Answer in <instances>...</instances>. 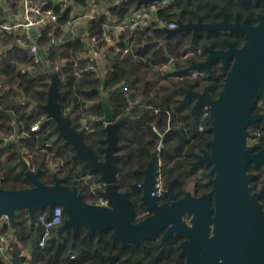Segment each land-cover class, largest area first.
I'll return each mask as SVG.
<instances>
[{
	"label": "trees",
	"instance_id": "16d2710c",
	"mask_svg": "<svg viewBox=\"0 0 264 264\" xmlns=\"http://www.w3.org/2000/svg\"><path fill=\"white\" fill-rule=\"evenodd\" d=\"M4 1L12 11L18 9L20 0ZM97 1L106 5L112 2ZM134 6V0H127L118 6H109V11L112 17L122 19L134 11ZM221 7L227 13L238 14L240 19L247 16L248 8L233 0H176L167 10L171 14L160 12L159 17L166 23L178 20L188 23L196 21L198 15L205 21H211L220 16ZM3 17L4 12L0 7V20ZM68 17L69 12L64 13L61 22ZM104 22V17L92 22L89 28L91 34L99 37ZM59 32L58 28L56 34ZM127 36L125 34L121 38L118 46L128 47L129 51L122 57L113 52L109 53L102 65L104 71L101 76L83 73L77 77L76 68L72 65L58 73L60 82L57 101L62 113L71 114V126L76 131L84 126L88 127L84 142L96 153L98 160L103 159L100 151L103 144L100 141L105 137L101 120V95L108 94L114 121L129 116L118 135L119 148L116 153L124 155V158L116 162V167L117 187L120 191L128 192L130 198L136 195L135 184L142 181V176L136 169L147 166L151 153L160 144V175L163 186L179 173L180 178L175 187L182 189L189 183H197V178L200 177L203 192H208V169L204 166L192 169L191 162L194 161L195 153H199L201 149L209 150L208 142L212 137L211 120L210 117L202 119L200 113L193 117L190 115L195 101L184 100L182 89L191 86L193 90L201 92L210 86L209 93L215 99L223 87L225 75L218 65H214L210 78L206 73L198 78L191 77V71L187 69L190 61H183L181 57L185 51L195 46H191V38L185 33L165 39L163 29L149 26L136 31L133 40L128 36L129 40L126 41ZM16 38L15 35H7L1 40L3 45L7 44L10 48L0 60V136L16 139L8 145L0 139V187L5 190H18L33 186L24 177L19 163V154L26 150L29 168L32 171L40 170L39 178L43 184H53L51 165L58 163L59 167L55 172L63 179L62 183L69 188L77 187L84 201L92 203L97 198L90 190L92 182L77 180L79 176L89 172L82 170L81 161L72 160L73 148L56 138L55 122L47 119L40 124L37 131L30 129L44 115L37 105L46 103L50 76L49 73H43L40 67L29 75H22L18 71L20 65H29L32 59L26 50L16 46ZM46 41L44 37L40 43ZM86 51L85 44L79 40H68L52 48L48 52V58L52 62L59 58L72 59ZM171 58L174 70L161 73V67ZM30 107L33 108L31 111ZM253 111H259L258 107L255 106ZM89 116H93L94 120L88 119ZM83 119H86L85 125L82 124ZM200 126L202 131H199ZM249 128L253 129L252 132H260L257 142L264 146V121H258ZM48 143L51 146H47ZM247 172L256 175L250 181L253 190L264 184V165H249ZM47 211H36V222L33 223L25 210L14 214L15 231L10 249L14 259L10 264H109L113 255H117L124 264H135V261L143 259L139 246L130 245L122 249L119 242L112 240L108 232H103L98 240L95 234L88 237L84 228L77 232L75 243L70 229L58 236L56 228L46 245L39 247V216ZM64 219L63 214V221ZM0 231L10 233L11 229L10 226H5ZM21 247L31 249L30 261L26 262L19 256ZM0 264L7 263L0 260Z\"/></svg>",
	"mask_w": 264,
	"mask_h": 264
},
{
	"label": "water",
	"instance_id": "95a60500",
	"mask_svg": "<svg viewBox=\"0 0 264 264\" xmlns=\"http://www.w3.org/2000/svg\"><path fill=\"white\" fill-rule=\"evenodd\" d=\"M134 1V10H138L141 5L161 0ZM238 1L247 3L251 0ZM258 21L254 27L249 25L248 19L240 23L237 18L231 23L224 14L223 21L219 23L203 24L199 20L195 24H183L178 21L176 28L164 30L165 39L175 38L177 33L183 30H192L193 39L199 32L210 31L239 34L245 38V43L240 48L236 47L235 42L227 41L228 50L216 54L222 61L225 74L224 84L217 98L211 97L210 86L205 87L202 92H195L191 87L183 90L184 100H195L190 113L192 117L203 104L209 106L212 133L209 141L210 152L196 155L193 166L201 163L211 166L209 174L213 175V178L209 184L214 196V215L209 204V194L200 200V208L195 210L191 227H185L180 220V214L185 208L183 201L176 204L179 206L177 216L168 211L172 207H158L153 203L152 199L157 191L158 153L162 149L160 144L151 154L147 167L141 171L142 199L154 214L134 224L133 204L128 200L126 193L117 190L118 170L115 162L122 156L114 153L119 148V132L129 120V116L114 121L108 94L101 95V120L104 123L105 137L100 142L105 147L100 148L104 159L99 161L96 153L84 142L86 128L76 131L71 126V114L63 115L57 101L60 79L55 72H50L46 103L37 105V108L44 112L47 119L55 122L56 138L73 148L72 160L81 161L82 170L98 174L96 183L104 187L99 196L105 199L107 204L95 205L85 202L77 187L69 188L64 185L63 179L55 171H52L53 184H43L39 178L40 170L32 171L20 153L21 172L33 186L18 190H5L0 187V216L8 217L11 235L15 231L16 212L27 211L28 218L33 223L36 222V211L47 209L51 212L55 206H60L65 219L57 228V235L60 236L70 229L73 243L79 229L84 228L88 237L96 233L98 240L104 231L110 230L111 238L119 241L121 248L130 244L143 245L145 239L173 223L183 229L189 238V241L180 245L187 264H264V209L257 201L264 198V188L251 194L252 187L249 183L254 175L247 173L249 165H264V148L246 146L248 126L264 120V115L252 113L255 104L264 95V15H259ZM208 50L211 51L212 47ZM230 60L232 62L229 66ZM211 61L212 54L204 63L192 62L188 70L206 68L210 77ZM256 149L259 150L254 152ZM177 179L178 175L164 192V195L170 196L171 199L174 197L173 184ZM189 197L191 194L186 193L184 199ZM211 229L213 235L210 237ZM171 230L176 231L174 226L170 227L163 239ZM176 232L178 234L181 231ZM109 264L124 263L114 255L110 257Z\"/></svg>",
	"mask_w": 264,
	"mask_h": 264
},
{
	"label": "built area",
	"instance_id": "2783aa9c",
	"mask_svg": "<svg viewBox=\"0 0 264 264\" xmlns=\"http://www.w3.org/2000/svg\"><path fill=\"white\" fill-rule=\"evenodd\" d=\"M127 0H112L110 5L99 3L97 0H20L18 9L12 11L4 0H0V7L4 12V17L0 20V60L3 59L9 45H3L2 39L7 35H15L16 46L26 50L32 59L29 65H20L18 71L22 75H29L40 67L43 73L55 72L57 75L60 71L69 65L76 68L75 75L80 77L83 73H93L101 76L103 73V63L109 53H114L122 57L129 48H120L118 45L121 38L128 34L133 40L136 31L145 27L153 26L159 29H174L175 22L166 23L159 17L160 12L167 10L176 2V0H161L151 4L141 5L138 10H134L130 15L117 19L111 16L109 6L120 5ZM69 12V17L61 22L63 14ZM171 14V12H167ZM99 17H104L105 22L102 26L100 36L91 34L90 25ZM60 29L59 34L56 32ZM31 31H34L32 33ZM125 37L128 41L129 37ZM46 37L47 41L41 44V40ZM68 40H79L85 44L87 51L76 55L72 59L59 58L54 62L48 58V52L58 45L66 43ZM194 56L193 51L185 52L181 60H190ZM45 57V58H44ZM84 62V63H83ZM174 64L172 58L167 64L161 67V73L172 72ZM193 77L198 75L197 71L191 72ZM60 79V78H59ZM50 82V81H49ZM2 79L0 78V89ZM33 108L30 107L29 111ZM66 115V114H63ZM202 119L210 117L209 106L203 104L200 110ZM87 119V118H86ZM86 119L82 120L85 125ZM88 119L94 120L93 116ZM47 120L46 115L41 116L40 120L31 125V131H37L40 124ZM88 131V127L84 126ZM19 138V137H17ZM5 145L12 143L16 138L0 136ZM47 146H51L48 143ZM24 160L30 167L28 154L26 150L21 153ZM59 164L51 165L53 171L57 170ZM79 182H92V175L85 174L77 178ZM161 188V183H158ZM91 193L97 196V204L104 205L105 201L96 192V187L90 184ZM63 222V211L60 206H55L51 212H42L39 216L41 232L38 239V246L44 247L52 236V231ZM10 226L9 219L6 215L0 216V229ZM12 235L0 231V260L7 264L12 263L14 257L10 252ZM19 256L26 262L31 260V249L26 247L20 248ZM74 256H71L73 258Z\"/></svg>",
	"mask_w": 264,
	"mask_h": 264
},
{
	"label": "flooded vegetation",
	"instance_id": "af4514ba",
	"mask_svg": "<svg viewBox=\"0 0 264 264\" xmlns=\"http://www.w3.org/2000/svg\"><path fill=\"white\" fill-rule=\"evenodd\" d=\"M233 1L239 3L240 5H245L248 8V11L246 13L247 16H245L243 19H240V16L238 14H230V13L225 12L224 9L221 7L219 9V15L220 16L214 20L205 21V20H203L202 16L198 15L196 21H190L188 23H183V24H195L199 20L203 24L219 23V22L223 21L224 14H226L231 23H234L237 18H238L240 23L243 22L245 19H248L249 25L254 27L259 22L258 16L264 15V2H260V1L254 2L253 0H251L250 2H247V3H241L238 0H233ZM177 22H175L176 23L175 28L177 27ZM181 33H185L186 35H188L191 38V43H190L191 46H195L193 49L187 50V51H193L194 52V56L190 60L188 59L190 61V64L192 62L193 63H204L207 60V58L209 57V55L212 54V61L210 63L211 75H212V67L214 65H218L222 70V74H224L223 73V67H222V61H221V59L217 58L216 54L218 52H223V51L228 50V46L226 44L227 41L235 42L237 48H240L245 43V38L243 36H241L239 34H230L228 32H222V31H210L208 33L199 32V34L196 36L195 39H193V31L192 30H183L181 32H178L176 37H178V35ZM209 47H212L211 51L208 50ZM187 51H185V52H187ZM185 61H187V60H185ZM231 62H232V60H230L229 66L231 65ZM190 64H189V66H190ZM189 66H188V68H189ZM194 70L197 71L198 75L196 77H193L191 75L192 78H198L200 76H203L205 73H206V76L208 77V71L206 68L194 69ZM194 70H189V71L192 72ZM210 77H208V78H210ZM189 87H191V86H189ZM183 90L184 89H182V91ZM193 91H195V90H193ZM195 92H198V91H195ZM184 97H185V93H184ZM262 98H264V95H262V97L255 104V106L258 107L259 111L254 112L253 111L254 108H253V110H252L253 114L264 115V111H262V110H264V99H262ZM190 99H193V98H190ZM201 107L198 110L197 114L200 113ZM261 121H264V120H261ZM249 127H250V125L247 128V130L249 132V136L246 139V146L247 147L258 146L259 149L264 148V146H261L257 142L258 137L260 136V132L258 130H254V132H252L253 129L249 128ZM199 131H202V126L199 127ZM208 145H209V142H208ZM103 147H105L104 144L101 148H103ZM259 149H256L254 152L258 151ZM117 150H115V152H114L115 155L122 156V158L118 159V160H123L124 155L117 154L116 153ZM159 152H160V150H159ZM203 152H210V146H209V150L201 149L199 153L194 154V161L191 162V168L194 169L197 166H199V167L204 166L208 169L207 175H208L209 179L207 181V184L209 185V191L203 192L202 178H200V177L197 178V181H198L197 183H189L187 186L183 187L182 189L175 187L176 183L179 181V178H180V174L178 173V174H176V176L178 175V179L173 184L174 197L172 199L170 196L164 195V192L167 190L169 183L176 176L173 179L169 180L167 185L164 187L162 179H161V175H160V165H161L160 159L158 160L157 191L154 193V199H152L153 203L158 207H161L164 205H166V207H172L168 211L170 213L174 214L175 216H177L179 214V211H178L179 206L176 204L178 202L183 201L185 208H184V211H182L180 214V220L185 227H191V225H192L191 220L195 214V210H196V208H198V209L200 208V200L203 198V196H205L207 194H209V198H208L209 204H210L211 209H213L212 215H214V209H215L214 196L211 193L212 187L209 184V181L213 178V175L209 174L210 170H211V166H206L204 163L197 164V165L193 166V163L196 161V155H201V154H203ZM158 155H159V153H158ZM103 159H104V154H103ZM102 160H99V161H102ZM150 160H151V155H150ZM150 160H149V162H150ZM116 162H115V165H116ZM144 169H136V171L138 173H140V175H141V171H143ZM247 173H250V172H247ZM94 174H96V173H94ZM251 174H253L254 178H255L256 175L254 173H251ZM91 175H92V185H94L96 187V192H98V194H99V192L103 191L104 187H103V185L96 183V180L99 177L98 174L93 175V173H92ZM117 177H118V175H117ZM117 181H118V178H117ZM142 181H143V177H142ZM142 181L139 184H135L137 188L135 190L136 195L132 196L133 199L129 197L128 192L120 191L117 187V190L119 192L127 194L128 200L133 204L134 216H133L132 222L134 224L140 223L143 220L151 217L154 214V212L149 208L148 204H145L144 199H142V196H143V190L141 188ZM159 182L161 183V188L158 187ZM116 184H117V182H116ZM249 186H250V183H249ZM262 188H264V184L259 186V188L257 190L252 189L251 194L260 192ZM186 193H190L191 197L184 199L186 196ZM96 201H97V199H94V201L92 203H89V204L100 205V204H97ZM104 201H105L104 205H106L107 201L105 199H104ZM257 201L261 205L262 209H264V198H259ZM173 226H174V230L181 231V232L177 234L176 231L172 232V230H171L169 232L170 234L165 239H163L165 233L170 229V227H173ZM211 228H212V225H211ZM104 232H108L110 237H111V231L110 230H106ZM95 235H97V234L95 233ZM212 235H213V233H212V229H211L209 232V236L211 237ZM114 241H117V240H114ZM186 241H189V238H188L187 234L185 232H183V229H180V227L178 225H174L173 223H171L168 226H166L165 228L155 232L150 238L145 239L143 241V245H136V246H139L141 248V254L143 255V259L135 261V264H187L186 263V256L182 254V249L180 247V245ZM119 244H120V242H119ZM130 245H135V244H130ZM120 247H121V245H120ZM128 247H126V248H128ZM126 248H122V249H126Z\"/></svg>",
	"mask_w": 264,
	"mask_h": 264
},
{
	"label": "bare ground",
	"instance_id": "6f19581e",
	"mask_svg": "<svg viewBox=\"0 0 264 264\" xmlns=\"http://www.w3.org/2000/svg\"><path fill=\"white\" fill-rule=\"evenodd\" d=\"M90 174V173H89ZM99 195V194H98Z\"/></svg>",
	"mask_w": 264,
	"mask_h": 264
},
{
	"label": "rangeland",
	"instance_id": "374dc122",
	"mask_svg": "<svg viewBox=\"0 0 264 264\" xmlns=\"http://www.w3.org/2000/svg\"><path fill=\"white\" fill-rule=\"evenodd\" d=\"M53 232V231H52Z\"/></svg>",
	"mask_w": 264,
	"mask_h": 264
}]
</instances>
